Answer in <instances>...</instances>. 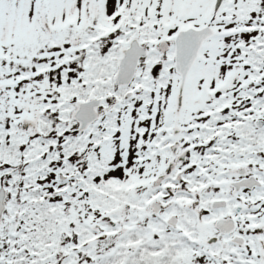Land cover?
<instances>
[{"label":"snow or ice","instance_id":"snow-or-ice-1","mask_svg":"<svg viewBox=\"0 0 264 264\" xmlns=\"http://www.w3.org/2000/svg\"><path fill=\"white\" fill-rule=\"evenodd\" d=\"M0 264H264V0H0Z\"/></svg>","mask_w":264,"mask_h":264}]
</instances>
